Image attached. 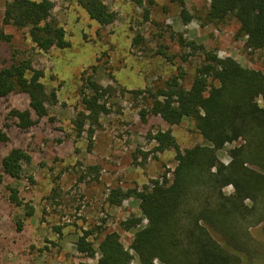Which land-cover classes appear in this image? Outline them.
<instances>
[{"label": "rangeland", "instance_id": "rangeland-1", "mask_svg": "<svg viewBox=\"0 0 264 264\" xmlns=\"http://www.w3.org/2000/svg\"><path fill=\"white\" fill-rule=\"evenodd\" d=\"M7 1L0 0V28L12 39L0 42V69L18 57L30 58L32 67L44 74L46 92L55 97L46 105L48 117L27 131L16 128L12 112L29 109L28 96L0 98V128L7 136L0 142V162L13 149L30 158L20 180L3 175L0 165V264H99L98 255L87 258L76 247L88 230L93 231L89 240L95 248L104 234L116 232L132 256L130 264H139L130 249L134 231L125 232L119 225L141 217L139 201L128 198L120 206H109L108 195L115 188L141 190L165 174L170 177L175 152H153L149 137L157 131L170 130L180 151L203 144L192 120L170 126L149 114L150 95L165 90L174 78L188 89L206 52L264 75V49L246 48L233 20L208 23L209 0H100L113 14L110 24L91 20L77 0H49L70 46L42 52L33 47L27 30L2 27ZM182 14L192 20L185 23ZM87 78L110 89V113L100 117L91 141L87 125L80 137L73 127ZM138 90L145 92L129 93ZM231 147L218 152L214 169L227 165ZM9 188L35 208L33 217L24 218L22 209L9 202ZM250 235L262 257L256 264H264V226L252 228Z\"/></svg>", "mask_w": 264, "mask_h": 264}, {"label": "trees", "instance_id": "trees-1", "mask_svg": "<svg viewBox=\"0 0 264 264\" xmlns=\"http://www.w3.org/2000/svg\"><path fill=\"white\" fill-rule=\"evenodd\" d=\"M180 2L181 0H172ZM91 20L110 24L113 14L100 0H77ZM49 0H11L4 4L1 25L27 30L33 47L47 52L70 46L65 31L51 13ZM185 23L191 16L182 14ZM237 24L236 35L251 50L264 49V0H209L206 21ZM12 36L0 28V42ZM44 74L32 67L30 58H16L0 69V98L21 93L28 96L29 109L14 110V125L21 131L48 117L47 103L55 93H47L41 82ZM85 88V89H84ZM81 89L82 110L73 121L80 137L87 125L88 141L100 117L110 113V89L90 78ZM90 94H87L86 91ZM145 91H131L138 96ZM148 113L173 126L185 119L194 126L203 144L180 151L171 131H157L149 139L153 152L174 150L176 166L167 178L152 180L141 190H111L109 206L128 199L139 201L141 217H131L119 225L134 231L130 249L139 264H256L262 257L250 230L264 226V75L242 67L232 58L219 60L205 53V63L196 70L191 85L183 88L174 78L165 90L150 95ZM142 116L145 112H142ZM7 126V125H5ZM8 127V126H7ZM7 136L0 128V142ZM226 145L227 165L216 166L217 154ZM146 155V154H144ZM30 160L22 149L11 150L0 162L3 175L13 180L24 177V164ZM2 176H0L1 180ZM31 183V176L26 177ZM231 187L232 193L225 189ZM8 200L30 219L35 208L9 188ZM146 224L142 226V222ZM18 223L17 230L22 226ZM84 231L77 250L87 258L100 257L99 264H130L132 256L124 249L116 232L103 235L95 248Z\"/></svg>", "mask_w": 264, "mask_h": 264}, {"label": "built area", "instance_id": "built-area-1", "mask_svg": "<svg viewBox=\"0 0 264 264\" xmlns=\"http://www.w3.org/2000/svg\"><path fill=\"white\" fill-rule=\"evenodd\" d=\"M154 263H156V262H154Z\"/></svg>", "mask_w": 264, "mask_h": 264}]
</instances>
